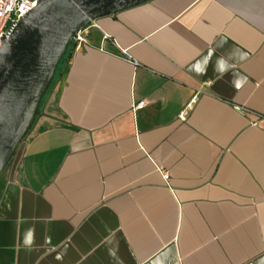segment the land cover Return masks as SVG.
I'll use <instances>...</instances> for the list:
<instances>
[{
    "label": "crops",
    "instance_id": "0c3cea01",
    "mask_svg": "<svg viewBox=\"0 0 264 264\" xmlns=\"http://www.w3.org/2000/svg\"><path fill=\"white\" fill-rule=\"evenodd\" d=\"M86 33L0 176V264H264V0Z\"/></svg>",
    "mask_w": 264,
    "mask_h": 264
},
{
    "label": "water",
    "instance_id": "95a60500",
    "mask_svg": "<svg viewBox=\"0 0 264 264\" xmlns=\"http://www.w3.org/2000/svg\"><path fill=\"white\" fill-rule=\"evenodd\" d=\"M151 0H40L0 47V176L31 131L75 35L97 19Z\"/></svg>",
    "mask_w": 264,
    "mask_h": 264
},
{
    "label": "built area",
    "instance_id": "2783aa9c",
    "mask_svg": "<svg viewBox=\"0 0 264 264\" xmlns=\"http://www.w3.org/2000/svg\"><path fill=\"white\" fill-rule=\"evenodd\" d=\"M40 0H0V47L2 45L1 37L6 35L11 28L13 22L18 23L20 18L30 12L36 7ZM87 27L78 32L73 38L70 49L75 52L81 51L86 45L89 44L87 37ZM197 97L190 102L189 105L182 111L179 118L182 121L186 120L187 111L191 108L192 104L195 103ZM146 105L145 101H140L134 106L135 110L141 109ZM240 113L244 114L246 111L242 108H236Z\"/></svg>",
    "mask_w": 264,
    "mask_h": 264
},
{
    "label": "rangeland",
    "instance_id": "374dc122",
    "mask_svg": "<svg viewBox=\"0 0 264 264\" xmlns=\"http://www.w3.org/2000/svg\"><path fill=\"white\" fill-rule=\"evenodd\" d=\"M69 50H70V46H69V49H68V51L66 52L65 56L63 57V59H62L60 65L58 66L57 73H56L55 77L57 76V74H58V72H59V69L61 68L63 62L65 61V59H66V57H67V55L69 54ZM54 79H55V78H54Z\"/></svg>",
    "mask_w": 264,
    "mask_h": 264
},
{
    "label": "trees",
    "instance_id": "16d2710c",
    "mask_svg": "<svg viewBox=\"0 0 264 264\" xmlns=\"http://www.w3.org/2000/svg\"><path fill=\"white\" fill-rule=\"evenodd\" d=\"M69 55V54H68Z\"/></svg>",
    "mask_w": 264,
    "mask_h": 264
}]
</instances>
